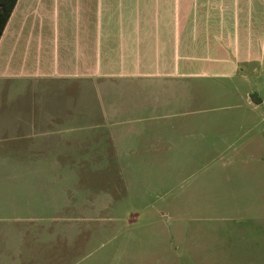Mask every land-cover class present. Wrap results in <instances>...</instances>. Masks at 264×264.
I'll return each instance as SVG.
<instances>
[{
    "label": "rangeland",
    "instance_id": "374dc122",
    "mask_svg": "<svg viewBox=\"0 0 264 264\" xmlns=\"http://www.w3.org/2000/svg\"><path fill=\"white\" fill-rule=\"evenodd\" d=\"M218 81L204 105L120 124L142 132L120 158L40 162L6 135L0 216L25 219L0 221V264H264V102L248 100L264 69L234 95Z\"/></svg>",
    "mask_w": 264,
    "mask_h": 264
},
{
    "label": "crops",
    "instance_id": "0c3cea01",
    "mask_svg": "<svg viewBox=\"0 0 264 264\" xmlns=\"http://www.w3.org/2000/svg\"><path fill=\"white\" fill-rule=\"evenodd\" d=\"M262 68L264 0H18L0 37V147L14 133L40 162L107 145L120 158L121 140L142 134L120 124L204 105L212 80L234 95Z\"/></svg>",
    "mask_w": 264,
    "mask_h": 264
},
{
    "label": "trees",
    "instance_id": "16d2710c",
    "mask_svg": "<svg viewBox=\"0 0 264 264\" xmlns=\"http://www.w3.org/2000/svg\"><path fill=\"white\" fill-rule=\"evenodd\" d=\"M18 0H0V37L11 17Z\"/></svg>",
    "mask_w": 264,
    "mask_h": 264
}]
</instances>
